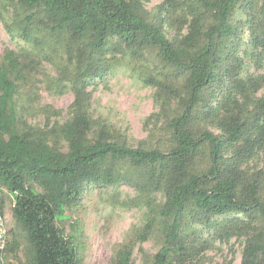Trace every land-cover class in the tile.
Returning <instances> with one entry per match:
<instances>
[{"label":"trees","instance_id":"trees-1","mask_svg":"<svg viewBox=\"0 0 264 264\" xmlns=\"http://www.w3.org/2000/svg\"><path fill=\"white\" fill-rule=\"evenodd\" d=\"M144 1L18 0L22 37L35 46L24 55L6 52L0 65V192L14 198L12 216L32 252L28 264H81L61 225L65 210L88 184L121 183L161 194L136 237L145 242L161 221L152 264L189 263L204 241H190L183 229L232 214L243 219L227 222L221 234L241 230L240 264H264V168L252 167L264 146V76H243L247 58L264 59V0H164L154 12ZM116 53L155 62L153 141L114 139L87 112V80L104 77ZM58 55L64 66L58 63L52 81L72 90V115L32 126L20 88L40 59L54 63ZM13 243L6 253L16 250ZM132 252L129 243L115 264H133Z\"/></svg>","mask_w":264,"mask_h":264},{"label":"rangeland","instance_id":"rangeland-1","mask_svg":"<svg viewBox=\"0 0 264 264\" xmlns=\"http://www.w3.org/2000/svg\"><path fill=\"white\" fill-rule=\"evenodd\" d=\"M163 2L145 0L143 4L148 11L154 12ZM183 9H177V14ZM24 15L18 0H0V65L6 52L24 55L33 51L35 43L22 37ZM174 25L177 27L176 23ZM175 31L172 27L170 33ZM244 39L247 40V34ZM115 56L118 60L104 77L87 80L86 92L90 94L87 112L95 129L105 127L114 139L131 146L153 141L158 128L150 116L159 110L154 102L155 88L150 82L155 62L147 55V62L137 61L130 54L116 53ZM57 58L54 63L40 59L35 76L20 88L18 100L24 106L23 117L32 126L43 128L61 124L72 115V90L68 86L56 87L52 81L58 76V63L64 66V59L59 55ZM245 75L264 76V59L254 62L247 58ZM263 93L264 85L258 95ZM258 153V161L252 167L262 169L264 146ZM161 201L159 192L146 196L123 183L88 184L77 203L65 210L61 225L73 237L81 264H115L119 253L129 243L133 244V264H152L162 246L161 221L153 225L145 242H139L136 237L153 213L151 206ZM13 203L14 198L1 189L0 213L7 232V246L12 247L13 241L17 242L16 250L6 253L5 264H28L32 252L23 230L12 216ZM236 219H243V216L232 214L213 218L211 226L194 222L183 229L190 241L196 236L204 241L196 244L197 248L188 257L190 262L185 264H240L245 242L241 230L234 228L233 233L221 234L225 224L236 222Z\"/></svg>","mask_w":264,"mask_h":264},{"label":"built area","instance_id":"built-area-1","mask_svg":"<svg viewBox=\"0 0 264 264\" xmlns=\"http://www.w3.org/2000/svg\"><path fill=\"white\" fill-rule=\"evenodd\" d=\"M7 248V232L4 224V218L0 213V264H5Z\"/></svg>","mask_w":264,"mask_h":264}]
</instances>
